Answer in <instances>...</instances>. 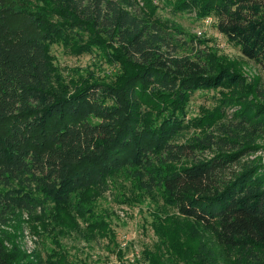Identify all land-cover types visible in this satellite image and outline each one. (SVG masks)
<instances>
[{
    "label": "trees",
    "instance_id": "obj_1",
    "mask_svg": "<svg viewBox=\"0 0 264 264\" xmlns=\"http://www.w3.org/2000/svg\"><path fill=\"white\" fill-rule=\"evenodd\" d=\"M136 1L0 0V222L23 212L63 237L80 230L79 218L104 234L95 202L124 177L162 203L148 264H264V157L255 140L264 136V83L216 54L180 55L167 32L181 29L151 0L140 12ZM165 5L174 15L214 17L264 73V0ZM54 44L75 55L98 51L119 72L69 83ZM199 90H219L220 106L189 118ZM230 108L236 129L218 125ZM192 129L200 133L181 140ZM6 241L0 264H75L59 238L45 258Z\"/></svg>",
    "mask_w": 264,
    "mask_h": 264
},
{
    "label": "rangeland",
    "instance_id": "obj_2",
    "mask_svg": "<svg viewBox=\"0 0 264 264\" xmlns=\"http://www.w3.org/2000/svg\"><path fill=\"white\" fill-rule=\"evenodd\" d=\"M151 2L153 6L159 7V17L169 21V25L181 29L182 33L177 35L176 32H167L172 49H177L180 55L195 54L204 50L232 64L249 82L264 83L262 69L254 61L245 58L239 48L230 44L219 31L215 18L198 19L195 10L174 15L170 7H166L165 0ZM135 8L139 12L141 9L146 10V3L144 0H137ZM51 54L55 58L57 68L69 83L71 79L78 78L85 81H110V77L119 72V66L105 62L98 51L93 54L75 55L62 44H54L51 46ZM220 99L219 90L197 91L191 98L188 117L202 116L206 109L215 110L220 106ZM257 101L264 105V101ZM226 111L227 117L218 125H222L224 129L235 128L236 121L232 116L235 109ZM199 133L198 130L192 129L181 140H187ZM244 135L243 132L241 136ZM255 140L256 145L261 147L257 155L264 157V136ZM246 141L252 142L251 138ZM208 154L210 153L204 155ZM132 183L124 177L114 181L109 190L95 202V211L99 216L105 217L109 224V231L104 234L98 230L89 231L86 221L78 218L80 230H66L65 232L69 233L62 237L59 232L63 229H57V232L52 228L45 230L40 221L32 220L26 213L16 211L0 222V238L7 240L5 243L9 248L15 243L30 258H45L47 253L55 249L56 244L53 241L59 238L63 251L75 264H148L143 257L144 253L154 251L155 244L160 242L152 223L153 214L162 203L155 201L144 191H139ZM170 210L172 214L175 213Z\"/></svg>",
    "mask_w": 264,
    "mask_h": 264
},
{
    "label": "built area",
    "instance_id": "obj_3",
    "mask_svg": "<svg viewBox=\"0 0 264 264\" xmlns=\"http://www.w3.org/2000/svg\"><path fill=\"white\" fill-rule=\"evenodd\" d=\"M214 18V17H213Z\"/></svg>",
    "mask_w": 264,
    "mask_h": 264
}]
</instances>
